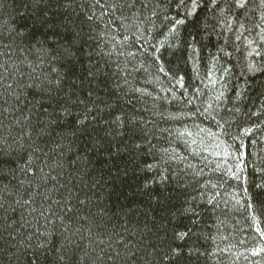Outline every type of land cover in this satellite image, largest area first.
<instances>
[{"label": "trees", "instance_id": "obj_1", "mask_svg": "<svg viewBox=\"0 0 264 264\" xmlns=\"http://www.w3.org/2000/svg\"><path fill=\"white\" fill-rule=\"evenodd\" d=\"M145 2L0 0V264H264V4Z\"/></svg>", "mask_w": 264, "mask_h": 264}, {"label": "snow or ice", "instance_id": "obj_2", "mask_svg": "<svg viewBox=\"0 0 264 264\" xmlns=\"http://www.w3.org/2000/svg\"><path fill=\"white\" fill-rule=\"evenodd\" d=\"M42 0H35V3L39 4L41 3ZM94 5L100 7L103 11L101 12V16H105V15H109V9L112 10L113 14L115 12V10L118 7H124L125 5L129 8L133 7L136 3V0H130V2H128V0H124V2L122 3L121 0H93ZM141 3L143 4V7L147 8L148 7V3L145 2V0H141ZM261 3L264 4V0H261ZM217 4V0H212L211 6L215 7ZM246 4V0H236V6L237 8H243L245 7ZM70 6V5H69ZM178 7H183L185 10V15L188 17L193 16L196 13V10L198 7H200V0H190V5L188 3H186V0H179V4L177 5ZM153 15H155V12L153 11L152 13ZM99 19L97 17H95V13L93 12L92 15L88 16L89 20L92 19ZM124 20H127V17L123 18ZM36 23V26L38 28H42L45 27L47 25L51 24V21L47 20V19H41ZM109 23H112V21H109ZM184 21L183 20H176L175 21V25H181L183 24ZM231 25V22L229 21V27ZM121 27H130V25H127L125 23H121L120 25ZM137 31H139V28H137ZM177 31L176 27L173 26L172 28H170V32L175 33ZM113 39H115V37H113ZM128 40L127 36L123 37V40L121 41H117V43H125ZM5 47H7V45H5ZM46 51V49L44 50ZM69 51L68 49H65V52ZM129 55H134V53H128ZM0 55H3L2 52H0ZM121 55H123V53H121ZM163 70V69H161ZM256 69H254V67L252 65H249V71H255ZM182 79V78H181ZM127 82V81H126ZM179 82V81H178ZM60 81L59 79L57 80V85H59ZM8 87H11V85H9ZM136 92H140L141 89H135ZM89 95H91V92H89ZM222 95V93H221ZM217 99H219V97H217ZM69 102L68 101H61V100H57L56 101V105H57V109L58 111L53 115V119L52 121H50V123H55L57 125V129H63L65 126H67V128L69 129V131H71L73 134H75L76 131L81 130L85 127H87V116L81 118L80 116H77L74 120H67L66 117L71 116L72 112L71 109L67 106ZM212 107L211 104L208 105V109H210ZM208 109H205V111L207 112ZM88 112H91L92 109L88 108L87 109ZM63 120V123L61 122ZM113 123L116 125V131L117 134H124L123 133V129L125 127L124 121L122 120V118L120 116H117L115 118V120L113 121ZM128 126L130 128V130H132L134 133L137 131H140L143 129V122L138 121L135 117H132L129 122H128ZM218 126H222V125H218ZM250 131V130H249ZM181 135H189L191 136L192 133L191 132H186V133H181ZM3 141H0V143H2ZM192 143H196L195 140L192 141ZM135 147L139 148L140 145L136 144ZM0 151H2V149H0ZM31 161L29 160V163ZM151 167V166H150ZM189 167H191V165H189ZM237 167L239 168V165H237ZM240 171H243L242 168H240ZM197 175H199V173H196ZM233 176L235 178H238V176L233 173ZM203 186V185H202ZM212 188H216L217 185L216 184H212L211 185ZM258 189H264V185H260L258 184L256 186ZM17 203H19V201H17ZM24 204H28L29 201L25 200L23 202ZM209 203H211V201H209ZM249 208H254L253 204H248ZM260 207L264 208V203L260 204ZM4 205L2 203H0V209H3ZM5 211H7V209H4ZM33 211H35V209H33ZM186 212H194L195 209L193 208H188L185 210ZM197 215L199 213H196ZM195 223V221H193ZM9 227H11V225H9ZM190 231V230H189ZM177 237L181 240L185 239L188 236V232H180L176 234ZM71 242V241H70ZM181 251L176 248V247H171L170 251L164 252L163 256L161 257V259L163 261H165V264H175V262L179 259V257L181 256ZM99 259V257H98ZM150 264V262H149Z\"/></svg>", "mask_w": 264, "mask_h": 264}]
</instances>
